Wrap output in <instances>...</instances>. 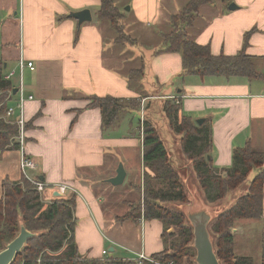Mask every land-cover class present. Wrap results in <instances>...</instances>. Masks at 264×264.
<instances>
[{
    "label": "crops",
    "instance_id": "crops-1",
    "mask_svg": "<svg viewBox=\"0 0 264 264\" xmlns=\"http://www.w3.org/2000/svg\"><path fill=\"white\" fill-rule=\"evenodd\" d=\"M189 1L113 0L124 32L134 40L121 45L116 43L108 22L97 18L99 0H0L3 73L17 69L19 59L34 65L33 70L24 68L21 75L24 96H32L23 105V152L35 168L27 169L26 174L45 184L40 193L45 203L74 197V240L85 258H106L101 255L105 243L108 251L113 249L110 253L117 254L109 258H121L120 251L132 259L138 253L150 257L163 249L162 224L156 219L142 220L139 225L119 222L124 228L115 227L119 223L114 222L110 234L103 232L108 216L104 208L107 196L119 192L122 185L112 186L106 179L115 176L119 163L125 170L124 181L130 183L139 175L142 178L140 116L138 111H131L116 126L102 130L100 110L88 107V98L171 97L180 105V115L210 123L209 157L216 168H228L233 149L247 142L256 150H264V81L187 74L181 55L164 51L163 36L171 31V17ZM230 3L236 8L228 9ZM84 9L91 19L80 25L68 16ZM185 28L187 39L208 46L215 56L234 55L246 42V53L264 71V0H213L202 4ZM132 70L141 72L138 79L129 80ZM10 81L17 89V71ZM131 151L137 156L135 166L130 163ZM181 155L184 157L182 152ZM21 156L18 148L0 154V197L4 180L19 183L24 179ZM183 167L187 172L183 182L187 186L190 180L195 186L202 207L206 211L216 209L218 202H204L191 163ZM251 179H247L248 183ZM57 185L72 190L55 191L53 187ZM244 187L243 194L248 184ZM191 204L192 201L185 204L186 208ZM262 207L260 219L264 218V193ZM242 221L245 220L233 229L234 238L243 234Z\"/></svg>",
    "mask_w": 264,
    "mask_h": 264
},
{
    "label": "trees",
    "instance_id": "trees-1",
    "mask_svg": "<svg viewBox=\"0 0 264 264\" xmlns=\"http://www.w3.org/2000/svg\"><path fill=\"white\" fill-rule=\"evenodd\" d=\"M99 1L97 18L108 22L110 26L119 27L116 30V43L132 44L134 40L124 32L121 14L113 0ZM212 1L190 0L177 15L171 17V31L163 36L164 51L178 52L182 58L183 71L187 74L264 81V71L257 68L254 57L245 51L246 42L234 55L215 56L208 46L186 38L185 27L191 24L198 8ZM3 75V63L0 61V154L19 147L15 141L16 124L3 118L7 106L15 101L14 87ZM128 75L129 80H135L141 72L132 70ZM88 99V107H98L100 110L102 130L116 126L125 114L138 111L140 106L138 99L111 96H92ZM171 102L162 111L168 119L170 129L180 136L181 152L191 163L204 202L214 204L222 200L229 192L245 183L252 171H257L248 183L247 192L239 196L229 208L213 217L208 226L209 234L216 238L212 244L220 264H254L252 257L234 251L233 229L241 220L259 219L263 215L264 150H256L247 142L243 147L233 149L228 168L214 167L209 157L210 123L204 121L197 124L196 120L180 115V105ZM140 127L142 198L140 205L128 204L129 210L118 220L132 223H138L141 219L160 221L162 251L150 255L148 260L140 263L132 258L106 257L105 262L98 258H85L78 252L74 240V197L45 203L27 180L19 183L4 180L0 197V251L18 234L21 224L34 234L10 264H196L192 226L182 210L165 205L189 203L181 174L171 162V155L151 121L143 120ZM260 264H264V236L260 246Z\"/></svg>",
    "mask_w": 264,
    "mask_h": 264
},
{
    "label": "rangeland",
    "instance_id": "rangeland-1",
    "mask_svg": "<svg viewBox=\"0 0 264 264\" xmlns=\"http://www.w3.org/2000/svg\"><path fill=\"white\" fill-rule=\"evenodd\" d=\"M110 27L114 30L116 37H118L116 30L119 29V27H115V26H110ZM258 69L261 70L262 67H258ZM12 80L14 79L12 78ZM142 97H143L142 99H138L140 102V106L138 109V114L140 116L138 120L139 134H141V131H140L141 122L145 119L151 121V123L156 128V131L158 132L161 140L163 141L164 146L168 149V152L171 153L173 157L177 158V162H173L172 157L170 156L171 162H173L174 165L177 166L176 168L178 172L181 174V179H182L181 181H183V177L187 175L186 169L183 166L187 165L189 161L185 157H182L181 152H180L181 151L180 136H176L177 134H175L170 129L168 119L164 118L165 114L162 111L165 105L172 103L171 101H173L174 104H176V101H174V99H172L171 97L162 98V99H150L149 96L147 95H143ZM153 120L155 122H153ZM173 134H175V136H173ZM130 154H131V162H130L131 165L132 166L137 165L138 161H137L136 153L135 152L133 153V151H131ZM263 169H264V166H263ZM256 172H257L256 170L252 171L249 174L247 179L253 178ZM142 178H141V175H139L137 180L131 181L130 183L127 180L124 181V183H122V185L119 187V192L117 190L116 194L112 196L111 195L107 196L108 202L104 204V208L106 209L107 214H108L107 220L105 222V228L103 231L105 234H110L112 232L111 229H114L113 228L114 222L116 223L120 222L119 220L121 219L118 220V218L122 216V212L124 211V208L126 206L129 207L128 204L133 203V206L140 205V199L142 198V183H143ZM24 179L27 180L26 178ZM245 183L248 184V180H246ZM245 183L240 185L233 192H230L223 200L218 201V203L216 204V209L214 210L212 209V211H210V209L207 208V212L211 217L210 221L213 219L215 213H220L223 210H225V208L226 209L229 208L235 202V200L244 193V190H246V187H244ZM185 188H186V191L187 189L189 190L187 192L188 201H192L193 203V205L191 204L192 206L189 207V209L186 208L185 204H180V203H166L165 205L180 209L186 215V212L188 210H196L198 208H201L203 205L199 203L201 202V199L199 198V195L195 193L196 188L193 184H191L190 180L187 186L185 184ZM190 192L192 193V195L190 194ZM38 193L40 194V192ZM213 211H215V213H213ZM111 215H114L115 218L113 219ZM141 221L142 219L139 220V222ZM139 222L137 223V221H135L134 225H139ZM241 223L243 225L244 230H243L242 235H238L234 238L235 251L240 255H246V256L252 257L254 264H260V246L262 244V240L264 236V218L263 219L262 218L261 219L260 218L259 219H245V221H242ZM114 225L115 227L116 226H119L122 228L125 227L121 223L114 224ZM210 236H211V241L213 243L216 238L215 236H212L211 234ZM103 247H105V250L108 251V247L106 243L103 245ZM108 255L111 257L112 255L114 256L117 254L110 253L108 251L105 257H107ZM118 255L121 258H128V259L131 258V257H128L127 253H125L124 251H120ZM106 260L107 259L105 258H101V261L103 262H105Z\"/></svg>",
    "mask_w": 264,
    "mask_h": 264
},
{
    "label": "water",
    "instance_id": "water-1",
    "mask_svg": "<svg viewBox=\"0 0 264 264\" xmlns=\"http://www.w3.org/2000/svg\"><path fill=\"white\" fill-rule=\"evenodd\" d=\"M236 6L233 3L228 5V9L233 10ZM69 17L77 20L78 25L84 21L91 19L88 10L84 9L77 12H70ZM17 91L13 89V94ZM204 119L200 118L196 120L197 124H201ZM125 178V170L121 163L116 168L115 176L106 179L107 183L112 186H119L123 183ZM204 207V206H203ZM198 208L196 210H188L186 212V218L192 226L193 241L192 245L195 249V263L196 264H220L217 259L213 244L208 231V224L210 222V215L205 208ZM34 234L25 229L21 224L18 234L6 244L5 248L0 251V264H10L20 252L22 247L28 242L29 239L33 238ZM113 249H109L112 251Z\"/></svg>",
    "mask_w": 264,
    "mask_h": 264
},
{
    "label": "built area",
    "instance_id": "built-area-1",
    "mask_svg": "<svg viewBox=\"0 0 264 264\" xmlns=\"http://www.w3.org/2000/svg\"><path fill=\"white\" fill-rule=\"evenodd\" d=\"M24 68H28V69L33 70L34 65L30 61L26 62L23 59H19L17 61V69L9 70L6 73H4V75H3V78L5 80H10L11 77L14 76L16 71L19 73V86L17 87V91L14 94L16 99L12 104H9L7 106L5 114L3 115V118L8 120L11 123L16 124L17 134L15 136V141L18 143V145H19L18 149H20V151L22 153L21 161H20L21 170L23 172L24 178H26L32 184L33 188L37 192L41 193L46 186L42 181H39L36 178H30L26 174V170L27 169H34L35 165H34V162L32 161V159L27 157L23 152L24 151L23 145H24V141H25V138H24V136H25V124H26L24 114H23V105H24V101L26 99H32V96H27V97L24 96V90H23L22 78H21L22 71ZM140 131H141V138H142L141 127H140ZM53 188L55 189V191L72 190L70 187H68L66 185H57L56 187H53ZM107 253H108V251H106L105 249L101 250L102 256L107 255ZM133 260L137 263H140V261H142V260H148V257H145L143 254L138 253Z\"/></svg>",
    "mask_w": 264,
    "mask_h": 264
}]
</instances>
